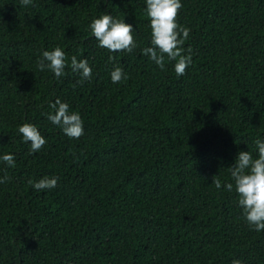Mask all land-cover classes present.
Instances as JSON below:
<instances>
[{"label":"trees","instance_id":"obj_1","mask_svg":"<svg viewBox=\"0 0 264 264\" xmlns=\"http://www.w3.org/2000/svg\"><path fill=\"white\" fill-rule=\"evenodd\" d=\"M181 3L193 53L177 78L174 61L162 71L142 53L146 0H0V156L15 157L0 161V264H264V231L223 187L238 153L258 158L264 141V0ZM104 14L133 27L132 53L97 46L89 25ZM56 47L69 64L59 80L36 68ZM57 99L81 116L79 139L47 119ZM24 123L45 138L39 152ZM52 177L51 190L29 184Z\"/></svg>","mask_w":264,"mask_h":264},{"label":"clouds","instance_id":"obj_2","mask_svg":"<svg viewBox=\"0 0 264 264\" xmlns=\"http://www.w3.org/2000/svg\"><path fill=\"white\" fill-rule=\"evenodd\" d=\"M22 7L32 6L33 0H20ZM182 8L181 0H146L145 13L149 20L150 46L142 50L143 55L149 57L162 71L166 62L174 63V72L177 78L186 73L192 63L193 50L184 45L189 38L190 29L181 26L177 22L179 10ZM90 35L98 42V47L109 53L130 54L137 47L133 36V27L124 21L114 19L109 14H104L94 19L90 25ZM114 56H109L111 62ZM69 67L65 51L56 47L51 51H44L36 62L38 71H51L59 80L65 75V69ZM70 68L73 73L81 77L78 83L91 80L92 69L87 59L77 60L71 57ZM112 83H120L127 76L123 69L116 67L111 73ZM51 112L45 113L47 119L58 126L69 139H79L83 134V120L79 113L70 112L69 105L57 99L49 104ZM18 134L22 136L24 143L30 144V154L39 152L46 144L45 138L40 134L35 125L24 123L18 127ZM258 158H254L250 151L239 152L235 163L228 168L231 181L223 184L229 191H235L238 197V206L242 209V217L251 230L264 231V141H255ZM6 167H15V157L12 154L0 156ZM7 177L0 179V183L7 182ZM58 179L42 178L38 182L29 181V184L37 191L54 189ZM212 183L219 190L222 187L221 180L214 176ZM232 264H241L239 260H233Z\"/></svg>","mask_w":264,"mask_h":264}]
</instances>
